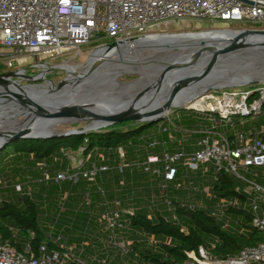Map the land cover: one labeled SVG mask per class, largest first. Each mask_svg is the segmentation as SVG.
<instances>
[{
    "label": "built area",
    "instance_id": "obj_1",
    "mask_svg": "<svg viewBox=\"0 0 264 264\" xmlns=\"http://www.w3.org/2000/svg\"><path fill=\"white\" fill-rule=\"evenodd\" d=\"M225 22L229 25H244L241 29L264 30V0H0V63L14 65L21 70L49 67L47 60L69 56L83 46L97 43L94 50L105 45L121 43L134 37L155 34H168L165 30L173 21ZM221 31V30H209ZM99 35V38L96 36ZM100 40H106L99 44ZM31 61V63H28ZM245 89L213 92L203 96L198 102L201 106L190 109L219 116L212 127H205L196 133V148L190 154L184 149L176 153L163 151L162 171L150 167V158L143 170L152 176L163 172L164 187L175 180V164L184 161L191 171L199 164L211 163L216 171L227 169L236 179L247 184L246 192L251 196L250 206L253 213L252 225L262 236V241L253 247H245L236 255L220 258L207 249L199 247L196 251L186 252L184 264H264V187L250 181L240 173L253 168L264 167V127L252 135L229 136L217 129L225 120L232 117L248 118L264 114V86L248 84ZM242 87V86H241ZM186 139L179 140L184 146ZM155 141L146 142L145 150L151 149ZM123 158V149H115ZM96 167L79 175L95 177ZM44 176L47 178L46 171ZM59 174L57 180H65ZM20 189V188H19ZM118 206V203H116ZM224 208L237 207L238 201L223 199ZM215 215V214H214ZM216 216V215H215ZM104 229L114 232L123 228L119 210H111L100 216ZM149 244L155 240L150 238ZM168 242V240H167ZM115 247L127 252L129 243L114 241ZM214 247V244L211 245ZM75 246H60L48 250L42 244L37 255L26 244L21 251L0 239V264H86L74 255Z\"/></svg>",
    "mask_w": 264,
    "mask_h": 264
},
{
    "label": "crops",
    "instance_id": "obj_2",
    "mask_svg": "<svg viewBox=\"0 0 264 264\" xmlns=\"http://www.w3.org/2000/svg\"><path fill=\"white\" fill-rule=\"evenodd\" d=\"M183 132L180 125L174 129L162 127L150 137L139 139L138 146L144 145L148 141H155L156 144L151 149L145 150V153L140 149V152H137V158L130 151L134 148L133 145L128 149L122 148L123 158H120L115 149L111 151L95 148L86 154L80 151L60 152L46 161L35 162L37 170L42 172L43 176L44 171H46L47 178L44 176L45 180H48L49 183H59L52 188V186L44 185L41 182L40 187L35 189L36 191L31 189L33 194L36 193V197L40 198L42 195L44 208L40 209L39 214L43 212L45 214L42 223L39 215V222L50 240L60 246H75V256L81 258L86 264H94L91 263L93 256L90 257L85 254L86 248L93 245V250L102 249L111 241L112 243L117 241L131 244L136 237L143 236V234L129 226L128 216L134 213H142L147 214L149 218L151 216L154 218L156 215L165 218L166 213H168L165 210V205L168 203H163V200L165 195L170 192L174 196L169 202L172 204L168 210L171 213L174 212L173 203L187 206L186 203L193 200L198 201V206L190 208L204 209L207 203L208 206L205 210L215 214L218 218H223L227 210L222 205L223 199L215 198L210 193L217 172L211 163L199 164L197 170L191 171L184 166L183 160H179L175 164L177 169L175 180L168 183L170 186L167 185V187H164L163 172L160 175L152 176L143 170V166L147 165L150 158H153L154 161L149 163L150 167L162 171V164L157 159L161 158L164 150L176 153L183 147L185 154L193 152L198 136L195 133L184 135ZM182 138L186 139L184 146L179 144V140ZM189 138L191 140L187 142ZM93 167L98 169L95 177L88 178L79 175L75 180L72 178L74 173L86 172L92 170ZM59 174H64L66 179L57 180ZM199 183L204 186L202 192L201 190L197 192V190H193L194 188L189 189L188 202L184 199L183 193L173 189L187 185L192 188ZM157 184H160L159 187H164L163 193L156 188ZM27 189L30 193L31 190ZM204 194H206L207 199L203 197ZM67 195L68 200L66 202ZM62 201L63 204H61ZM68 203V206L71 204L73 208L65 211ZM150 203L157 208L152 214L146 209ZM59 205L64 206L62 215L60 214V217L55 219V226L48 233L47 224L53 221L54 213ZM111 210H119L120 222L123 225V228L115 229L114 232L105 230L104 225L99 221L100 216ZM63 215L66 216L62 217ZM166 219L172 220L171 218ZM175 221L187 225L185 219H178L176 216ZM75 231H78V234Z\"/></svg>",
    "mask_w": 264,
    "mask_h": 264
},
{
    "label": "rangeland",
    "instance_id": "obj_3",
    "mask_svg": "<svg viewBox=\"0 0 264 264\" xmlns=\"http://www.w3.org/2000/svg\"><path fill=\"white\" fill-rule=\"evenodd\" d=\"M239 27H245L244 25H229L225 22H207V21H194V20H186V21H173L170 23L169 27L165 30V33L168 34H188V33H202V32H210L209 30H239ZM106 40H100L99 44L106 43ZM98 44H91L88 46H83L78 52H75L69 56L61 57L57 59L56 61L47 60L50 64L49 66H62V69L67 70H50L51 67H44L41 69H33L28 68L24 69L23 72L19 71L17 73H20L24 76V79L21 78H12L8 81L10 86L15 87H28V86H44L46 84L50 85L51 87H56L60 85V83L64 80L62 85H71L72 81H75V78L73 74H80L83 66L87 63L89 56L91 55L92 51L96 48ZM197 44H191V45H180L177 47H174V52H190V51H196ZM133 45L132 44H126L123 46V48H119L116 52L110 53L109 55L105 56L104 60L109 61V63H112L117 59V57L123 52L126 53V50H132ZM153 55V51L141 49V51L135 52L133 55H129L131 59L136 60L138 63L142 64L143 67H150L152 69L153 74L150 75L149 70H141V71H131L127 74H121L117 75L115 77H107L105 80H103L105 83L102 87H100V90H91L89 92V96H97L99 94V91H106L108 94L116 95L120 99L126 100L130 98L131 96L136 95L137 93H140L142 89L145 87H152L154 79L153 76L156 75V72L159 69H163L164 66H162V62L160 60L152 61L150 59V56ZM93 57L88 62V65L86 66V69H88L91 65V61H93ZM150 59V60H149ZM262 58L256 59L255 62H253V66L255 70H262L264 73V61H261ZM152 63H145L143 62H149ZM164 61V60H161ZM168 61V60H165ZM28 63H31L29 61ZM109 63L103 64L101 67L98 68L99 70H108L111 69V66ZM105 68V69H104ZM73 71H72V70ZM19 70L18 67L14 65H8V64H0V76L3 74H7L13 71ZM50 70L47 74H44L43 78L40 80H35L36 77H38L43 71ZM96 75L97 72L95 73ZM94 74V75H95ZM100 77V76H97ZM257 82V87L264 86V80L263 79H255L252 82ZM7 83V84H8ZM133 84L132 87H126V85ZM253 84V83H251ZM254 85V84H253ZM249 88V86H227L221 89H210L208 91H205V93H202L201 95L194 96V98L186 105H182L180 107H170L168 111H165V120L161 121L159 123L154 124L153 126L146 129V133L142 135L141 138H148L154 132H158L160 130V127L168 128L171 127L172 129L177 128L178 125H180L183 134L189 135V134H196L198 131L202 130L205 127H212L214 120L218 121L220 118L217 115H212L213 119H210L209 114H205L193 109H190V107L194 106H201V103L198 102L203 98V96H207L213 92H225L230 91L233 89H245ZM16 102V104L21 105L22 102H20L19 98L11 96ZM185 108V109H183ZM25 112H18L13 113V109H10L8 107H2L0 105V125L5 126L7 125V120L11 119V121H17V122H24L26 118L29 116L24 115ZM94 119L92 120L88 116H84L79 114L77 118H67L64 121L60 122V124L56 128V134L60 132L70 131V130H77L82 129L89 124H92ZM182 121V123H180ZM121 123H135L134 121H124ZM120 124V123H118ZM116 125V124H114ZM112 125V126H114ZM111 126L102 128L106 129ZM264 127V114L263 115H257V116H251L248 118H241V117H232L231 121L226 123L224 120L221 125H217V129L221 132L228 131L229 136H236V135H252L254 133H257L261 128ZM6 128V127H4ZM99 129V130H102ZM258 130V131H257ZM8 130H0V136H3L4 138L0 141V155L8 148V146L16 141V140H10L11 137L16 135L20 131L15 132H7ZM6 132V133H5ZM3 133V134H2ZM5 135V136H4ZM142 140V139H141ZM191 140L190 138L187 140V142ZM133 146H127L124 145L123 149H128ZM140 149L143 150V153H145V149L143 147V144L138 146L134 145V148L130 149L131 153L134 154V156L137 158V152H140ZM81 151V150H80ZM15 154L12 153V155ZM70 155V154H68ZM140 155V154H139ZM56 156V155H55ZM32 158L31 156H27L24 154H21L18 159H13L11 157V154H2L0 156V202L2 201H12L14 203H18L20 201V198L23 194H28L30 190H35L36 188L40 187V183L42 182L44 185L48 186H56L58 185V182H52L49 183L48 180H45L42 172H39L37 170L36 163L32 162L30 160ZM61 160V157L59 158ZM240 173L244 175L247 179L250 181H257L258 178L264 179V167L259 168H253L249 172H245L240 170ZM182 184V183H181ZM180 184V185H181ZM160 184H157L156 188L160 190V192H164V187H159ZM170 186V184H168ZM20 188V189H19ZM194 188V189H193ZM204 186H202L201 183H199L196 187L190 188L189 185L187 186H181V188L175 187L173 188L175 191H180L183 193L184 199H188L189 197V189L197 190L199 192L203 190ZM31 190V192H32ZM170 187V191H171ZM36 191V190H35ZM74 194V193H72ZM34 199L38 204H40L39 209L44 208V202L42 200V195L39 197H36V193L33 194ZM194 195V193H193ZM199 195V194H198ZM204 198L207 199L206 194L203 195ZM174 196L170 192L168 195H165V198L163 200V203H168L165 205V210L168 212L165 215V218H171L172 220H175L174 212H169L168 210L172 207V204H170V200H172ZM188 202V201H187ZM198 202V201H197ZM195 201H191L190 203H186L187 206H198V203ZM19 204V203H18ZM63 204V201L61 202ZM65 207V211H69L73 208V206L70 204V206ZM206 205L204 209H206ZM64 206L59 205V207L55 211V217L53 221L49 224H47V230L48 233L51 229L55 226V219H58L60 217L61 212L63 211ZM199 208V207H197ZM147 210L152 214L154 213L157 208L152 205L151 203L146 207ZM45 213H40L41 216V223L43 222V215ZM62 215V214H61ZM66 216V215H65ZM64 215L62 217H65ZM184 218V217H182ZM78 231H75L76 234ZM114 241V240H113ZM76 242V241H74ZM93 244V243H92ZM85 254L88 256H93L91 263L94 264H143L139 258H137L136 255L133 253H129L128 249L126 253H123L117 247H115L114 243L112 241L103 247L102 249L93 250V245L90 246V248L85 249ZM92 254H91V253Z\"/></svg>",
    "mask_w": 264,
    "mask_h": 264
},
{
    "label": "trees",
    "instance_id": "obj_4",
    "mask_svg": "<svg viewBox=\"0 0 264 264\" xmlns=\"http://www.w3.org/2000/svg\"><path fill=\"white\" fill-rule=\"evenodd\" d=\"M147 126V123L140 122L120 123L102 130L50 140L21 139L12 142L2 154H11L13 159H18L21 154L32 156L35 163L66 151L81 150L83 154L95 148L112 151L124 145L139 144L149 128ZM255 183L264 187V179L258 178ZM246 190V183L223 168L216 172L210 193L218 199L238 201V206L228 208L223 218L205 209L190 208L179 203H173L174 215L178 219H185L187 225L161 215L154 218L142 213L129 215V226L143 236L132 241L128 252L136 255L143 264H184L187 259L185 253L196 251L199 247L216 257L225 258L236 255L245 247L258 245L262 236L252 225L251 196ZM18 203L0 202V239L18 251L28 244L36 255L42 244L48 250L58 249L59 245L50 240L40 225V209L33 193L23 194ZM150 238L155 240L154 244H149Z\"/></svg>",
    "mask_w": 264,
    "mask_h": 264
},
{
    "label": "bare ground",
    "instance_id": "obj_5",
    "mask_svg": "<svg viewBox=\"0 0 264 264\" xmlns=\"http://www.w3.org/2000/svg\"><path fill=\"white\" fill-rule=\"evenodd\" d=\"M234 33H226V32H218V31H212V32H202V33H188V34H164V35H155L150 37H143L136 40H128L124 43L120 44L117 48L112 50H106L105 48L98 49L94 51L92 55L89 56V59L87 63L83 66L80 74H73L75 81H72L71 85H62V81L60 85L56 87H51L50 85L46 84L44 86H28L24 88L10 86L8 81L12 78H21L24 79V76L20 73H15L13 75H8L5 77H2L3 80H0V105L2 107H8L10 109H13V113L18 112H25L24 115H29L24 122H17V121H11V119L7 120V125L2 126L0 125V130H8L7 132L10 133L15 131H21V130H28L30 134L32 135H50V134H56V128L60 124V122L64 121L67 118H60V119H47V118H39L36 115L37 107L35 104H32L30 102H27V99L25 98V94L30 95V97L33 98V100L36 102L37 105L40 106V108H43V102H51L53 104H65L69 102V99L72 101L69 102L71 105L78 106L85 105L88 102H81L83 100H88L89 98L93 96H89V92L91 90H97L101 89L100 87L103 86L105 83L103 80H105L107 77H115L117 75L121 74H127L131 71H141V70H149L150 75L153 74L152 69L150 67H143L142 64L138 63L136 60L131 59L129 55L135 54V52L141 51V49L151 50L153 51V55L150 56V59L152 61L156 60H168V61H175L179 60L182 57H187V55H191V53H194L195 51L190 52H174V47L180 46V45H191V44H199L200 41H204L207 44H212L215 47L218 46H225L226 44L230 43V41H227V39H230ZM222 39H225V41H220ZM242 41L240 40V43ZM126 44H132L133 49L132 50H126V53L123 54V52L117 57L116 61H113L112 63H109L111 66V69L108 70H99L97 71L98 75H93L91 77H87V70L86 66L88 65V62L93 57V61H91L92 66L95 62L99 61H105V56L109 55L110 53L116 52L119 48H123ZM261 48H256V46H246L242 48L238 54L240 55H251V54H257L259 53ZM149 59V60H150ZM160 60V61H161ZM152 63V62H151ZM105 69V68H104ZM256 69V68H255ZM253 70L249 72H242L241 74H232L229 76H212L209 78H205L202 80H195L194 82L188 83V86L184 89L178 88L175 92V88L169 87L165 93L164 96H160V98H156L155 103L153 102L152 105L149 106L148 112L158 111L163 109L165 103H170V107H180L182 105L188 104L194 96L201 95L205 91H208L210 89H221L227 86H230L232 84L236 83H242L243 81L249 80L253 81L255 79H263L264 80V73L262 70ZM50 70H56L54 68H50ZM50 70L43 71L38 77L35 78V80H40L43 78L44 74H47L50 72ZM62 71H66L64 69H60ZM72 70V69H71ZM73 71V70H72ZM164 68L159 69L156 72V75L153 76L155 84L160 80L162 77L161 75L164 73ZM100 76V77H97ZM101 78V79H99ZM8 83V84H7ZM152 84V85H153ZM133 84L126 85V87H132ZM81 87V91L78 92L77 95H74L71 91L72 88L75 87ZM11 92H15L20 95V102H22L21 105L16 104L17 101L13 102L11 97ZM175 92V94H173ZM116 95L107 94V97L110 98ZM39 97V98H38ZM72 97V98H71ZM118 97V96H116ZM12 98V99H11ZM43 100V102H41ZM82 103V104H81ZM87 106L88 108H92V103ZM94 105L93 107H95ZM85 107V106H84ZM169 107V108H170ZM136 111H145V108H136ZM163 113L165 111H162ZM144 114V113H143ZM3 120V119H0ZM105 126V122H99L98 120H94L93 123L90 125V127H97V126ZM6 127V128H4ZM6 133V132H5ZM3 134V133H2ZM58 134V133H57ZM5 136V135H4ZM3 136H0V141L3 139Z\"/></svg>",
    "mask_w": 264,
    "mask_h": 264
},
{
    "label": "water",
    "instance_id": "obj_6",
    "mask_svg": "<svg viewBox=\"0 0 264 264\" xmlns=\"http://www.w3.org/2000/svg\"><path fill=\"white\" fill-rule=\"evenodd\" d=\"M243 1L247 2V0ZM218 32L234 33V35L230 39H227V41H230V43L226 44L225 46L215 47L212 44H207L204 41H200L197 45L196 51L194 53H191V55H187V57H182L181 59L175 61H160L162 62V66H164L165 70L164 73L161 75L162 77L160 78V80L153 84L152 87H145L140 93H137L136 95L131 96L126 100L120 99L116 96H114L115 98H113V96L108 98V92L101 90L99 91V94L97 96H93L88 100L81 101L83 102V104L84 102H88L96 105L95 107H93L94 105H92V108L87 107L91 105L88 103L85 105L79 104L77 107L71 105V103H69L72 101L71 99H69V102L65 104H53L51 102H43V100H41V102H43V108H40V106L36 104L33 98L30 97V95L25 94L24 96L27 99V102L36 105V115L39 118H77L79 114H81L84 116H88L92 120L94 119L98 120L99 122H105V126L101 125L97 127H90L91 124H89L88 126L82 129L70 130L50 135H32L29 133L28 130L24 129L18 132L13 137H11L10 140H50L74 134H85L87 132L97 131L99 129L112 126L114 124H118L124 121L147 123V127H150L156 123L165 120V113H163L162 111H168L170 109V103L163 104L165 107L164 110L161 109L153 112H148L147 110L153 102L155 103L154 100H156V98L158 99L160 98V96H164L165 91L169 87L175 88L176 92L178 88L184 89L185 87H187L188 83L190 82L189 80H191V82H194L195 80L200 81L202 79L209 78L212 76L227 77L232 74L236 75L241 74L242 72L253 71V62H255L256 59L262 58L261 61H264V30L241 29L221 30ZM155 35L134 37L131 40ZM99 37V35L96 36V38ZM240 40L242 41L241 43ZM220 41H225V39H222ZM122 43L124 42H113L105 45L104 48L106 50H112L117 48ZM252 45H255L256 48H261L259 50L260 52L251 55L238 54L239 52H241L240 50L242 48ZM94 51L96 50H93L91 55L94 53ZM105 63H109V61L95 62L87 70V77L93 76L98 71V68ZM145 63L149 64L151 63V61L143 62V64ZM49 67L57 70L62 69V66ZM32 68H36V66L34 65L32 66ZM19 71L23 72V70L19 69L7 74H3L0 76V80H3L2 77L13 75ZM257 82L258 81L251 82L249 80H246L242 83H236L230 86H244L251 83L257 84ZM71 91L74 95H77L78 92L81 91V87L77 86L75 88H72ZM175 92L173 94H175ZM11 96L20 99V95L15 92H11ZM12 101L15 102L14 99H12ZM139 107L145 108V111L147 112L145 113L142 111H136L135 109Z\"/></svg>",
    "mask_w": 264,
    "mask_h": 264
}]
</instances>
